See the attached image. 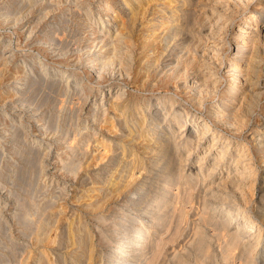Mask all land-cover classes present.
Instances as JSON below:
<instances>
[{"label":"rangeland","instance_id":"obj_1","mask_svg":"<svg viewBox=\"0 0 264 264\" xmlns=\"http://www.w3.org/2000/svg\"><path fill=\"white\" fill-rule=\"evenodd\" d=\"M79 1H81V2H79ZM112 1L113 0H109V1H106V0H0V152H1L0 154H2L0 156V160H1L0 161V264H36V263L37 264H59V263L65 264L63 256L66 255V253H68L70 251V249H72V247H75L72 244V241L70 239V235H71L70 232H72L73 230H77L78 228L80 229V227L85 231L86 234L89 235V237H91V239L89 238L90 239L89 241H90V244L93 246L94 252H95L94 253V263L96 262L95 264H98V262H99L100 264H117V261H111L110 250L113 249V247L116 245L119 247H122L125 243L124 241L126 239L127 232L124 230H123L124 232L122 230H120V229H122V224L118 223L119 221L121 222V217H122L121 215L126 214V215H129V217H130V218L128 217V219L125 220V222H124L125 225L126 224H133L132 220H134V223H135V220L137 222L142 221L141 218L145 214V212L151 208H154V207H152L153 206L152 204H154V206H155V203L157 202L156 200H158L159 195L161 193L160 187H159L160 183H162L163 177H165L167 174V171L163 170L161 167H158L157 168L158 170L156 169V170H154L153 173H150L147 176H144L142 178V183L145 184V186L147 187L145 194L143 193V194L139 195L138 197H137V195L131 196L132 197L131 199L133 201L138 202V206H136L137 208L136 207L134 208L133 203L132 204L128 203L127 200H125L132 194L130 190H128V192L126 191L127 193L123 192L121 194H115L116 192H113L112 188H108V189H106V191L102 192L100 187L104 183L105 179L108 177V173L111 174L112 170L114 171V169L116 167L115 165L111 166L112 164H110L107 161L105 163H103L104 161H100L99 158H97L98 151H96V146L97 145H98V147L101 146L100 140L102 139V136H103L102 131H101L102 128L99 126L100 124H98L99 122H97V121L101 122L105 117L102 114V116L99 117V119L97 118V120H95V121L92 120L94 118H92V116H91V110H92L91 108L94 107V104L93 103L91 104L90 102L85 103L84 102L85 98L80 96V94L79 95L76 94V96L82 97V100L80 99V97L79 98L76 97V99H75L74 98L75 93H76L74 91L75 88L74 87H70L69 89L66 88V85H64L65 82L64 83H60V82L56 83V85L53 87L54 90L52 89V87H50L51 89H49L48 86H50V85H49L48 80H51V78L45 77L43 75V73H42L43 68L48 67V66L51 67V66L60 65L63 71L67 70V69H70V70L74 69V71L76 73V77H74L72 79H74V81H77V83H80V87H83L85 90H88L89 88H91L92 85H93L92 87L97 86L98 82H100V81L102 82L104 80L105 81L108 80L109 78H111L112 75H114V76L116 75L117 78L121 77V79L119 78V80L115 83V85L113 87L114 91L112 92V95H110V99H112V100L117 93V91H115V90H118L119 84H121V85L128 84L129 87L127 86V88H126L128 97H130L131 94H135L136 96L140 97L141 99H144V100L147 99L146 101H149V99L156 100L159 97H161L162 95L165 98L171 97V96H174V93H176L180 96L179 101L185 103L188 110L190 109L189 111L191 112V115H190V118L188 119V121H189L190 126H191L193 124L194 119H199V121L210 120L211 115L216 112L217 103L225 99L224 97H225V94L227 92V88H228L229 83H230V80H228V78H230V77L226 76L227 70H225V69H229V66L227 65V63L229 64L232 60H234L237 57V54L233 55V52L236 51V47H235V45L237 43V41H236V35L237 34L236 33H238L239 28L245 22H247L246 18H248L252 15L253 10H260L261 11L262 9H264L263 8L264 0H252V1L251 0H232V1L231 0H219V2L217 0V3H216V0L208 1L209 6H211V7H214V6L215 7L221 6L222 7L221 9L219 8L218 11L222 12L224 10L222 13L225 15L220 14L218 17H216L214 19L213 23L217 22L215 20H218V18L223 15L224 18H222V22L221 23L219 22L218 24H216L217 25L216 26L213 23L208 24L207 22H204L203 20L194 17L193 21H192V25L190 23V25H189L190 27L188 26L189 30H187L186 34L181 35V36H177V38L174 37V40H175L174 41L173 37L170 38L168 36L169 34H166L164 36V34L168 30L167 24L165 23L167 21V17L164 16L166 14V12L165 13L164 12L156 13V10H158V8H159V4L162 3L164 0H155V1L154 0H144L146 7L148 4H150V5L152 4L150 6V8L152 10L150 9V12H146L144 15H142L140 17V19L136 23L137 26L134 27L136 30H133V33H132V36H134L133 41H132V42H134L133 43L134 47L132 48L134 53H132L133 55L130 56V60H131L130 63L132 65L136 63L135 64V66H137L136 70H134L133 73H131V74H129V72L127 74L126 71L128 68L126 66H124L125 67L124 68L123 66L119 65V68H120V66H121V68L117 69L118 68V63H117L114 65L116 68L114 67V68L110 69L109 73H108V71H107V73L105 71L103 73V77H105V78H103V80H100L96 77V76H98L96 73L93 75L88 74V73H90V71H88L82 65V61L87 57L88 53H86V52L93 50V49L96 50L95 45L98 42H100L99 39L102 36V33L101 32L99 33V26L98 25H100V27H102L103 24L101 23L102 20H99V17L102 16L103 19H107L109 17L108 15H104L102 13H104L106 11L107 4L109 2H112ZM118 1L119 0H114L113 2H118ZM146 1L148 4L146 3ZM193 1L194 2L200 1V2L206 3L205 0H199V1L193 0ZM246 1H248V2H246ZM257 1H259V2H257ZM19 2H20V4H19ZM32 4H34V6ZM77 5H78V8H75V7H77ZM105 7H106V9H105ZM226 7H228V8H226ZM233 7H234V9H232ZM101 10L103 12H101ZM167 10L170 11L169 8H167ZM79 11L82 13H80ZM89 11H92V13H90ZM225 11H226V13H225ZM113 12H114V10L112 9L110 15ZM148 14H150V15L148 16ZM12 15H14V16H12ZM152 16H156L157 18L152 17ZM161 17H162V19H160ZM97 18L99 21L97 20ZM93 19H95V20H93ZM231 19H233V20H231ZM84 21H88V22H84ZM229 21H230V23H229ZM91 22H92V24H90ZM195 22H198V23H195ZM231 22H233V23H231ZM226 23H228V25H226ZM146 24H148V25H146ZM151 24L154 26H156V25L157 26L154 27ZM165 24H166V26H163ZM143 25H144V27H143ZM224 25L226 26V28ZM195 26L198 29L200 27L201 30L199 31L198 29L195 28ZM223 27H224V29H223ZM142 29H143V31H142ZM146 29H148V30H146ZM202 29H204V30H202ZM207 29H210V30H207ZM193 30H194V32H193ZM196 31H197V33H195ZM201 31H204V32L201 33ZM207 31L208 32L211 31V32H209L210 35L208 34ZM64 32L66 33V35ZM205 32H207V33H205ZM62 33H64V34H62ZM68 34H69V38H68ZM71 34H73V35H71ZM202 34L204 36H207V35L208 36L204 37ZM94 35H95V38H94ZM142 35H144L145 37L144 36L142 37ZM216 35H218V36H216ZM184 36H185V39H184ZM211 36H215L216 38L211 37ZM83 37H84V39H83ZM188 38L191 42L188 40ZM58 39H63V40L58 41ZM181 39L184 41H182ZM207 39H209V40H207ZM96 40H99V41H96ZM169 40H171V41H169ZM193 40H197V42L193 41ZM68 42H70V43L68 44ZM71 42H73V43H71ZM154 42H155V44H154ZM157 42H158V44H157ZM225 43H226V45L229 44V46L223 45ZM38 44H40V45H38ZM44 45H46V46H44ZM68 45H70V46H68ZM150 45L151 46L154 45V46L152 48H150L151 47ZM196 45H198V46H196ZM218 45L219 46L221 45L220 46L221 49L219 48ZM52 46L54 48H52ZM63 46L66 47V50L63 49ZM84 47L87 48L88 50L85 49ZM146 47H148V48H146ZM49 48H51V49H49ZM158 48H160L161 50ZM164 48H167V49H164ZM214 48H216V49L214 50ZM145 49H147V50H145ZM209 49H210V51H209ZM84 50H86V51L84 52ZM142 50H144L146 52H143ZM205 50H207V51H205ZM81 51H83V52H81ZM187 51H189V52H187ZM55 52L58 55H59V53H61V54L65 53V52H68V53H67V55L65 54L66 57L63 55L65 58L63 56L61 57V55H59V56L57 55L59 57V58H57L55 56L56 55ZM203 52H205L206 54ZM216 52L217 53L220 52V54L218 53V55H217ZM140 53L141 54L143 53V54L141 55ZM150 53L152 56L150 55ZM53 54H54V56H52ZM160 54H163V55H160ZM202 54H203V56H202ZM209 54L212 57H210ZM138 55L140 56L139 58L135 57ZM177 55H179V56H177ZM215 56H219V57L216 58ZM40 57L43 59V61H45L44 62L45 64L41 65L39 63H35V61L37 59H39ZM157 57H159V59H157ZM224 57H225V59H224ZM80 58H82V59H80ZM137 58H138V61H137ZM178 58L181 61L178 60ZM78 59L81 61H79ZM193 59H195V60H193ZM207 59L209 61H207ZM217 61L219 63L216 64ZM144 62L146 64H144ZM199 62H200V64L205 63V65H207V66L213 64V65H211V69H209L210 72L208 73V75H210V78H211V76L214 75L212 77V78H214V79H212L214 81H211L213 83L206 85V87L202 86L204 84H203V82L200 83L201 81L199 80V77L197 75L198 74L197 69L199 67H203L202 65L199 64ZM150 63H153L155 65H153V64L150 65ZM79 64H81L82 66L80 67ZM124 65H126V64H124ZM149 66L150 67L153 66V67L150 68ZM175 66H179V68L175 67ZM221 66H222V68H221ZM146 67H148V68H146ZM180 67H182V68H180ZM152 68H154V69H152ZM184 68H185V70H184ZM215 68H218L219 71H218V69H215ZM139 70H140V72H139ZM176 70H177V72H176ZM186 70H187V72H186ZM206 70L209 71L208 69H206ZM181 71H183V72H181ZM203 71H205V67H204ZM214 71H216L217 74H214V73H216ZM174 72H175V74H174ZM191 72H194V73H191ZM263 72H264V67L261 68V75L262 76L264 75ZM195 73H197V74H195ZM221 73H224V74H221ZM123 74H125V75H123ZM86 75H88V76H86ZM139 75H140V77H139ZM155 75H157V77ZM185 75H187V76H185ZM196 75H197V78H195ZM108 76H110V77H108ZM136 76L138 77L137 79H135ZM199 76H200V74H199ZM126 77H128V78H126ZM184 77H185V79H183ZM144 78H145V80H143ZM225 78H227V79H225ZM260 79L264 83V77H262ZM34 83H35V86H31ZM36 83L38 84V86ZM134 83L136 84V86ZM189 83H190V85H187ZM42 84H44V85H42ZM94 84H95V86H94ZM39 85H41V87H39ZM182 85H185V86L181 87ZM29 86H31L30 88H32L34 90L36 89V90L35 91L30 90ZM131 86H133V87H131ZM196 86H202V87L196 88ZM176 87L178 89H180V87H181L182 90L179 91V90H177ZM184 87H185V89H183ZM208 87L210 88V91L208 90L209 89ZM216 87H218V89H215ZM198 88H199V90L201 88V90H203V91L196 90ZM13 89H15L14 90L15 95L11 94ZM28 90L31 91V94ZM56 90H58V91L56 92ZM184 90H185V92H184ZM204 90H205V93H201V92H204ZM67 91L70 92V94L67 93ZM71 91H73V92H71ZM240 91L241 90L238 91L237 100L230 101V103H229L230 108H232V107L235 109H237V107H238V109L240 108V106H239L240 101L242 102L241 97H240V93H239ZM34 92H35V94H34ZM85 92H87V91H85ZM27 93H29V94L27 95ZM46 93L47 94L51 93V94L46 95ZM199 93H200V95H199ZM25 95H26V97H25ZM44 97H48V101L46 100L47 98H44ZM205 97H208V98L205 99ZM26 98H28V99L26 100ZM95 98L96 99L98 98V100H99L100 98H102V95L98 94L97 96H95ZM32 99H34L35 101ZM58 99H60V100H58ZM78 99H79V104L77 102ZM110 99H108V102H106L107 99H104V100L100 99V100H103V102H106L105 104L109 106V104H111ZM201 99H203V100L201 101ZM185 100H186V102H185ZM63 101H64V103H63ZM69 101H71L72 103ZM193 101L196 104H199L200 101H201V103L196 106V104H192ZM259 101H260L259 102L260 104L258 103L259 105L257 104L258 105L257 107H254L256 105L253 102L254 108L253 107L251 108L253 110V113H252V115H249V117H247V124L244 127L242 124L240 125L243 127V128L240 127V129H239L241 132H236L235 130L232 131L231 128L225 126L221 122L218 123L215 120L212 127L210 128V135H207L202 140L199 139V140H201V142H197V141H195L196 139H194L192 144H190L191 146L190 145L189 146H182L176 155V157L181 161V163L187 157V154H190V152H191L190 149H192L191 147L195 146V150H194L195 152L190 156V163L186 167V173H188V171H189V173L191 172V174H193L195 172L200 171L199 172L200 173L199 179L205 180V178H207L206 176H208L209 172L211 171L210 168H212L213 162L215 161L212 158L215 159L216 157H219L224 152V149L226 148V144H227L228 139L232 140V144L236 140L238 142H240L241 144H244L246 140L250 139L251 134L253 133L254 129L256 127L264 124V95L261 96V99ZM163 102L160 105H156V106L152 105L148 114H151L154 111H156L155 108H164L167 101H165L164 103ZM83 103H85V104H83ZM146 103H148V102H146ZM77 105H78V107H77ZM106 105H104L103 107L108 108V106H106ZM200 105L201 106L203 105V106L201 107ZM69 106H72V107L70 108ZM214 106H216V107H214ZM81 107L83 108V111H82ZM244 107H246V105ZM77 108H78V110H77ZM243 110H244L243 108L240 109L241 112ZM84 111H87V112L85 113ZM31 113H32V115H31ZM70 114H72V115H70ZM34 117L36 120L34 119ZM249 118L251 119V121ZM239 119H241V118L239 117L238 120ZM44 120H45V122L48 121V123L46 124L44 122ZM71 120H75V122L74 121L72 122ZM151 120H152V117H148V121L146 123V126H147V124L152 123ZM93 121H94V124H93ZM18 122H20V123H18ZM168 122L173 123V122H171V120H168ZM248 122H250V123H248ZM40 123H43V124H40ZM65 123H67V124L65 125ZM50 124L52 126L51 128L54 130H50ZM74 124H76V125H74ZM83 124L87 128H85ZM44 125L46 126L45 129H44V127H45ZM72 125H73V127L74 126L75 127L73 128ZM40 126L43 128H41ZM17 127L19 128V130L17 129ZM180 127H181V125H180ZM55 128H56V130H55ZM77 128H78V131H77ZM82 128H83V130H82ZM180 130H181V128H180ZM15 131H18L17 132L18 134L15 133ZM19 131H21V133ZM170 132H169V135L177 134L178 130L174 129L173 131L170 130ZM181 132L182 131H180V133H178L176 135V137H180V136H182V134L186 133L185 131H184V133H181ZM215 133L216 134L222 133V135H223L221 137L222 140H220L221 139L220 138L218 140V143L215 146H212V149L209 150V148L211 147L212 140L215 137V135H214ZM201 134L203 135L202 131L199 130V128H196V137H201L202 136ZM208 134H209V132H208ZM236 134H238V135H236ZM21 135H22V137H21ZM72 135H74V136H72ZM88 136H89V138H88ZM99 136H100V139H99ZM226 136H228V139ZM246 137H248V138H246ZM184 138L187 139L188 137L184 136ZM209 138H210V140H209ZM239 138H241V139H239ZM37 139L40 140L41 142L36 143L35 141ZM69 140H72L69 143L72 144L71 145L72 147L74 146L73 148L75 149V152H74V150L72 151L73 148L71 149L69 145H66L69 143L65 142V141H69ZM73 140H76V141H73ZM115 142H116V139H112V144H115ZM90 145H92L95 148H93ZM111 145H109V146H111ZM66 146L67 147L69 146L70 149H68ZM78 146H79V150H81V152H79ZM218 146H219V148H218ZM14 147L16 149H14ZM31 147L34 150V152L31 149ZM137 147H141V146L138 145ZM26 148L29 151H27ZM230 148L234 149V144L231 145ZM46 149H47V151H46ZM48 149H50V150H48ZM90 149H92V150H90ZM251 149H254V148H251ZM30 150H32V151H30ZM240 150H241V148H240ZM231 151L232 150H230L229 152H231ZM30 152H32L31 154L33 156L35 153V157H32V155L30 156ZM171 152H173V151H171ZM26 153H29V154H26ZM37 153H38V155H37L38 157H36ZM71 153L74 154L75 157H73L74 155H72ZM206 153L208 154V157L205 159L204 157H205ZM19 154H21V155H19ZM91 154H93V155L91 156ZM24 155H27V156H24ZM29 156L32 160H30ZM140 156L142 157L143 161H149L148 156H146V155H143V156L140 155ZM256 156H257V160H258L257 163L259 166L257 173H259V174H256V176H254V179L255 178L256 179H255L253 187H251L253 185V183H251V186H250V182L246 185V186H248V188L245 187V190H248V191H245V195H246L245 197L251 196L250 198L248 197L245 199V198L241 197V195H239L238 193L228 192L227 189H225L226 190L225 193H224V190H222V191L215 192V194H213V195L212 194L210 195L208 192H206L205 185H203V184L196 185L197 181H195V183H193L196 185V186L194 185L193 187L194 188L198 187L197 188L198 190L193 189L192 193H190L192 195V197H191V195L189 196V195L185 194L187 196L186 197L184 194H181L182 197L180 198V200L182 201V199L184 198L186 201L188 200V204L182 203L185 200H183L182 202L179 199L177 202L175 198L173 200L171 192H169L170 195L167 193L163 199V202H161V204L157 205V208L159 209L161 206H163V204L166 203L165 200H167L168 203H166L165 206H167V208L170 209V212H169V210L167 211V214L165 215L166 217L164 216L162 218L163 220L162 219L160 220L161 221L160 225H162V226L159 227L160 230L158 229L157 231H158V233L160 232L162 234V236H164V237H162L163 239H165L166 237L173 236L172 238H170L171 241L168 238H166L165 240L161 239L162 241L158 240L159 242L156 239H155L156 242H154L155 240L152 241V243L154 242L152 245H155V246L158 243H160V241H161V243H160L161 247H159V248L161 250L162 249L164 250L162 252H158V251H160V249H158V251L156 252L155 251L156 248H153V250L152 249L150 250L151 246H149V245H147L148 247L147 246L144 247L146 249V252H144L145 251L144 248L142 250L139 249V243L134 244V246L130 250H132V249L136 250L138 257L145 258V259H143V260H145L144 261L145 263L142 262V264L150 263L149 261H151V260H154L155 264H181V263H183V264L184 263L185 264H203V263L204 264H231V262L229 263L230 260H233V261L238 260V259H234L235 258L234 255L236 254V256H237L236 258H239L241 256L240 247H239V250H238V248H236V250L232 251L233 254H234V252H236L234 255H230L232 257H230V256L226 257V254H225L227 252V250L231 249V247L229 246L230 242H231V239H230L231 234H229L230 237L227 235L229 237L228 238L224 233H226L227 231L230 233V232H232V230H235V228L233 229V227L236 225L235 224L236 222H234L233 225H230L229 229H227L222 224H219V226H218V221L220 223H223L224 221L226 222L227 221L226 218H222L221 216L216 215V214H212V213L210 215L209 211L214 212L216 210L215 207L216 208L222 207L225 204H227V203H223V201H225V199H228V198L230 200H232V199L234 200V198H235V200L234 201L232 200L231 202H240L244 205H248L246 210H248V208H249V210L246 212V214L251 215L254 218L256 217V214H257L256 211L258 210V208L259 207L264 208V204H262V203H264V199H263L264 198V192H262L261 189H259L262 185L261 182H264V174H263L264 173V165H263L264 160H260L261 161L260 162L258 159V158H260V154H258ZM58 158H60V159H58ZM73 158H75V159H73ZM166 158L169 159V157H166ZM26 159L28 160V162L26 161ZM35 159H39V160H37L38 162L36 161L37 165H39V167L36 166V162L34 161ZM72 159H73V161H72ZM168 159H166V160H168ZM181 159H183V160H181ZM23 160H25V161H23ZM68 160H71V161H69L70 163L68 162ZM179 160H176V161L173 160L172 162L173 163L176 162V163L173 164L172 162H170L172 164H170V166H169V167L173 168V169L172 168H170V169H172L173 170V171L171 170L172 173L175 172L176 175H177V172L179 173L181 171V169L184 168V167L182 168L179 165H177L180 163ZM200 160L206 162L203 167H199ZM56 161H58V163ZM78 161H79V164L77 167H79L80 169L79 168L77 169L76 167L72 166V165L76 166ZM97 161H98V163H97ZM29 162L31 164H28ZM62 164H64V166ZM67 164H69V166H70L69 169H67L68 168ZM83 164H85V165H83ZM33 166H35V167H33ZM71 166L73 168H76L77 172L74 171L75 169H73ZM261 166H263V167H261ZM62 167H63V169H62ZM107 167L109 169H107ZM105 168L109 172L106 171ZM147 168H150V167L147 166ZM177 168H179L180 170H178ZM70 169H72V170L69 172ZM88 169H90V170H88ZM63 170L64 171L66 170V171L63 172ZM219 170L220 169H217L216 173L211 175V178L216 176V175H220V174H221V176H224V177L226 176L227 171L222 172V170L221 171H219ZM73 171L75 172V174L71 175V173H74ZM94 171H96V172H94ZM100 172H102V173H100ZM155 172H156V174H154ZM36 175L38 177H35ZM87 175H88V177H87ZM25 176H26V178H23ZM86 177H87V179H86ZM155 178H158V180ZM24 179H26L27 181ZM22 181L24 182V185H23V183H21ZM28 182L30 185L25 184ZM35 182H36V184H35ZM87 183L88 184L90 183L91 186H90V184L88 185ZM156 183H158L159 185H157ZM173 183H174L173 185L175 186L178 182H176V180L174 179ZM185 183L187 184V182H185L183 179L181 181V184L185 185ZM206 183H208V181H206ZM20 184H22V185H20ZM148 184H150V185H148ZM20 186H21V188H20ZM200 186H202V187H200ZM58 187H59V190H58ZM87 187H88V189H87ZM92 187L94 188V191H93L94 193H92V191H89ZM148 189L151 191H149ZM249 189H251L250 190L251 192H249ZM252 189H254V190H252ZM79 191H81V192H79ZM84 191H85V194H83ZM55 192H56V194H55ZM96 192H97V194H96ZM91 193H92V196H91ZM219 193H220V195H219ZM249 193H251V194H249ZM127 194H130V195H127ZM207 194L210 196H207ZM167 195H169V196H167ZM197 195H199V196H197ZM167 197H168V199H167ZM190 197H191V201H190ZM207 197H209V198H207ZM149 198H150V200H149ZM169 198H171V199H169ZM220 198L221 199L223 198V200H221ZM242 198L247 200L248 202L246 203L245 200H243ZM134 199H136V200H134ZM142 199H144V200H142ZM192 199H194V200H192ZM203 199H205V201ZM147 200H149V201H147ZM169 200H171V201H169ZM88 202H90L89 203L90 205L88 204ZM92 202H94V203H92ZM120 202H121V204L119 205ZM152 202H154V203H152ZM26 203L28 204V206H26L27 205ZM100 203H102V204H100ZM122 203H123V205H122ZM125 203H127V204H125ZM144 203H145V205H144ZM189 203H191V204H189ZM171 204L172 205L175 204V205H173V208H175L174 206H176V204L178 205L177 206L178 208L177 207L176 208L179 209L177 211L180 213V216L182 214H184L185 211H187L186 215H188V216H185V214H184V216L182 215L180 217L178 215V213H175V211H176L175 209L173 212V210H172L173 208L170 207V206H172ZM181 204H186L187 206L186 205L183 206ZM130 205H132V206H130ZM147 205H152V206L149 207ZM106 206H108V207H106ZM181 206L186 207V208H183V211H180ZM197 206H198V208H197ZM207 206H209L211 209ZM234 206L237 207V205H234ZM26 207H27V209H26ZM187 207H189V209ZM191 207H192V209H191ZM194 207H196V208H194ZM199 207H202V208H199ZM203 207H205V208H203ZM157 208L155 207V210L152 211V213L157 212L156 211V210H158ZM22 209H24V210H22ZM129 209H131V210H129ZM143 209L145 210V212H143L144 211ZM108 210H110V211H108ZM135 210H137V211L140 210V211L137 212ZM171 210H172V214L173 213L177 214V217L174 214H173L174 217L172 216ZM207 210H208V212H207ZM253 210H255V212ZM132 211H134V212H132ZM88 212H91V213H88ZM22 213H23V215H22ZM139 213H141V214H139ZM152 213H150L148 216H150ZM208 214H209V217L206 218V216H208ZM178 216L180 217L181 220H182V217H183V220L185 218L186 219L183 222H181V220L179 219ZM167 217H168V219H167ZM137 218H138V220H137ZM170 218H171V220H170ZM176 218H178L179 221ZM205 218L207 219V221H205ZM209 218L210 219L217 218V220L218 219L219 220L218 221L217 220L211 221L212 222V225H211V224H208V223H211L209 221ZM18 219H21V220H18ZM77 219H78V222H77ZM173 219H176V220H173ZM255 219H257V218H255ZM23 220H25V221H23ZM168 220H170L171 222L168 223ZM172 220H173V222H172ZM221 220H224V221L221 222ZM69 221H71V222H69ZM174 221H176V222H174ZM203 221H205V223ZM109 222H110V224H109ZM177 222H179L180 225ZM43 223H45L46 226ZM162 223H164V224H162ZM171 223H173L174 226ZM23 224H25V225H23ZM83 224H85V225H83ZM169 224L172 226H170ZM175 224H177L176 227H175ZM184 224H186V225H184ZM213 224L216 225L215 228L212 227V226H214ZM72 225H73V227H70ZM167 225H169L170 227H168ZM208 225H210L211 227ZM222 226L224 228V231L221 230ZM164 227H166V228H164ZM67 228H69V229L67 230ZM161 228H163V229L161 230ZM174 228L177 229V231ZM168 229H170V233H169ZM196 229L200 230L201 233L199 231H197ZM216 229L220 230V231H217ZM164 230H167L168 232H165V233L161 232ZM174 230H175V232L178 233V234L176 233L177 236L172 235ZM23 231H25V232H23ZM194 231H196V233ZM41 232L44 235L43 236L44 239L42 236H41V239L40 238L39 239L42 240L43 242L37 240L38 237H40V236H38V234ZM124 233H126V234H124ZM158 233H156V235H158ZM202 233L205 237H201V235H199ZM217 233L220 234L219 237L216 236V235H218ZM161 234H159V235H161ZM164 234H166V235L168 234V235L165 236ZM195 234L197 237L195 236ZM66 235H67V237H66ZM245 235H247V234H245ZM178 236H179V238H178ZM200 237L202 238V240L200 239L201 243H203L204 240H206L204 242L205 243L207 242V243L201 244L200 241L198 240V238H200ZM226 237L228 238V240L229 239L230 240L227 241ZM262 237L264 238V232H263ZM144 238L146 239L147 237L144 236ZM160 238H161V236H159L157 239H160ZM204 238H206V239H204ZM263 238L261 239L262 243L260 244V246L259 245L257 246V250H264V248H263L264 247V239ZM119 239H120V241H119ZM145 239H142V242H145L146 241ZM247 239L249 240L250 238L247 237L246 240ZM57 240H58V242H57ZM194 240H196V241H194ZM210 240H212V241H210ZM251 240L253 241L255 239H251ZM38 241H39V243L40 242L41 243L38 244ZM166 241H168L169 243H172V244H169L167 242L168 246H169L168 247L166 245L167 244ZM221 241H222V243H221ZM224 241H227L228 243L224 242ZM162 243H163V245H166V247L162 246ZM223 243H224V248H225L224 251L221 250ZM118 244H121L122 246L118 245ZM63 245L66 246V249L64 248ZM136 245L138 248L136 247ZM202 245H204V247L209 246L208 247L209 249L207 250ZM172 246H173V248H172ZM200 246H202L203 249L200 248ZM219 246L221 247V249ZM225 246H227V247H225ZM226 248H228V249L226 250ZM108 249H110V250H108ZM137 249L141 250V251H138ZM205 249L208 252H205L206 251ZM198 250H200L201 252H204V253H201ZM231 250H233V249H231ZM98 251H99V253H98ZM221 251L223 252L224 256H223ZM45 252L48 253V255ZM53 252L56 255L53 254ZM153 252L155 255L150 254ZM175 252H177V254L179 256L177 254L175 255ZM162 253H163V255L165 254L164 257H162V255H161ZM206 253L209 255H207ZM53 255H55L56 257ZM67 255H68V260H67L66 264H69V263L72 264V260H70V262H69V257H70V259L72 257L69 255V253ZM149 255L150 256L153 255V256L150 257ZM157 255H160L161 257L155 259V257ZM172 255L173 256L175 255V256L173 257ZM212 255H213V257H212ZM238 255H240V256L238 257ZM131 256L128 257L127 260H129V259L131 260L132 258H134L133 255H131ZM221 256L223 258H221ZM97 257H98V259H97ZM152 257H153V259H152ZM178 257H180V258L178 259ZM202 257H203V259H202ZM160 258H163V259L161 260ZM172 258H175L177 261H173ZM229 258H231V259L229 260ZM35 259H37L39 263ZM148 259H149V261H148ZM180 259H182V260H180ZM24 260H26V261H24ZM157 260L159 263H157ZM226 260H229V261H227L225 263ZM233 261H232V264H236ZM47 262H49V263H47ZM152 262H151V264H154Z\"/></svg>","mask_w":264,"mask_h":264},{"label":"bare ground","instance_id":"obj_2","mask_svg":"<svg viewBox=\"0 0 264 264\" xmlns=\"http://www.w3.org/2000/svg\"><path fill=\"white\" fill-rule=\"evenodd\" d=\"M106 1H109V0H106ZM114 1V0H113ZM109 2L107 4V9L104 13V15H108L109 17L107 19H103L102 16L99 17V20H102L101 24L102 27L99 26V33L101 32L102 33V36L100 37V42H98L96 45H95V48L96 50H90L86 53L87 54V57L82 61V65L88 70L90 71V75H93V74H97L98 76H96L98 79L100 80H103V73L106 71H108L109 73V70L114 68L115 64L118 63V68L117 69H120L121 66H126L128 69L126 71V73L128 74H131L133 73L134 70H136L137 66H135V64H131V60H130V56H132L134 53L133 52V37L132 36V33H133V30H136L134 27L137 26L136 23L137 21L140 19V17L142 15H144L146 12H150V4L147 5V7L145 6V1L144 0H119L118 2ZM155 1V0H154ZM196 1V0H195ZM199 1V0H198ZM206 3L204 2H194L193 0H164L162 3L159 4V8L158 10H156V13H159V12H166V14L164 15L165 17H167V21L165 22L167 24V32L164 34V36L166 34H169L168 36L170 38L173 37V40H174V37L177 38V36H181V35H184L186 34L187 30L188 29V26L192 25V21H193V18L196 17L198 19H201L203 20L204 22H207L208 24L210 23H213L214 19L216 17H218L220 14H223L222 12H219L218 9L222 8L221 6L220 7H211L209 6L208 4V1H214V0H205ZM232 1V0H231ZM252 1V0H251ZM81 2V1H79ZM153 2V1H152ZM219 2V0H218ZM248 2V1H246ZM259 2V1H257ZM262 2V1H261ZM216 3H217V0H216ZM227 3V2H226ZM234 3V2H233ZM245 3V2H244ZM252 3V2H251ZM20 4V2H19ZM36 4V3H35ZM53 4V3H52ZM91 4V3H90ZM211 4V3H210ZM215 4V3H214ZM27 5V4H26ZM34 6V4H32ZM49 5V4H48ZM99 5V4H98ZM232 5V4H231ZM238 5V4H237ZM262 5V4H261ZM20 6V5H19ZM47 6V5H46ZM158 6V5H157ZM228 6V5H227ZM233 6V5H232ZM235 6V5H234ZM248 6V5H247ZM256 6V5H255ZM250 7V6H249ZM75 8H78V5L77 7ZM81 8V7H80ZM118 8V9H117ZM167 8H169L170 11L167 10ZM228 8V7H226ZM231 8V7H230ZM236 8V7H235ZM258 8V7H257ZM263 8H264V3H263ZM51 9V8H50ZM91 9V8H90ZM102 9V8H101ZM104 9V8H103ZM114 10V12L110 15L111 13V10ZM225 9V8H224ZM234 9V7L232 8ZM231 9V10H232ZM237 9V8H236ZM76 10V9H75ZM83 10V9H82ZM152 10V9H151ZM228 10V9H227ZM28 11V10H27ZM81 11V10H80ZM79 11V12H80ZM93 11V10H92ZM92 11H89L90 13H92ZM97 11V10H96ZM99 11V10H98ZM246 11V10H245ZM45 12V11H44ZM101 12H103L101 10ZM100 12V13H101ZM229 12V11H228ZM231 12V11H230ZM16 13V12H15ZM14 13V14H15ZM82 13V12H80ZM87 13V12H86ZM97 13V12H96ZM226 13V11H225ZM89 14V13H88ZM152 14V13H151ZM155 14V13H154ZM41 15V14H40ZM86 15V14H85ZM94 15V14H93ZM101 15V14H100ZM150 14H148L149 16ZM225 15V14H223ZM223 15L221 17L218 18V20H215L217 22H214L213 24L216 25L218 24L219 22L221 23L222 22V18ZM14 16V15H12ZM75 16V15H74ZM89 16V15H88ZM157 16V15H156ZM156 16H152V17H156ZM5 17V16H4ZM39 17V16H38ZM90 17V16H89ZM88 17V18H89ZM159 17V16H158ZM226 17V16H225ZM95 18V17H94ZM157 18V17H156ZM230 18V17H229ZM5 19V18H4ZM153 19V18H152ZM162 19V17L160 18ZM234 19V18H233ZM231 19V20H233ZM247 19V22H245L238 30V33H236V51L233 52V55H236L237 54V57L232 60L229 64L227 63V65L229 66V69H225L227 70L225 73L227 74L226 76H229L230 78H228V80H230V83H229V86L227 88V92L225 94V99L218 102L217 103V108H216V112L213 113L211 115V118L210 120L208 121H204V120H201L199 121V119H194L193 120V124L190 126V123L188 121V119L190 118V115H191V112L188 110L187 106L185 105V103L179 101V98L180 96L176 93H174V96H171V97H163V95L161 97H159L158 99L156 100H153V99H149V101H146L144 99H141L140 97L136 96L135 94H131L130 97L127 96V86L128 84H124V85H121L119 84V88L118 90H115L117 91L115 97L112 99H110V95H112V92L114 91V85L115 83L119 80V78L121 79V77L117 78L116 75H112L111 78H109L108 80H104V81H100L98 82L97 86H94L95 87H92L89 88L88 90H85L83 87H80V83H77V81H74V77H76V73L74 71V69H67V70H62L61 66L58 65V66H48V67H45L43 68L42 70V73L45 77H49L51 78V80H48L49 81V89H51L50 87H53L56 85V83L60 82V83H64V85H66V88H70V87H74L75 88V99L76 97H84L85 98V103H88L90 102L91 104L93 103L94 104V107L91 108V116L92 120H97V118L99 119V117L103 116L104 119L100 122V121H97L99 122L98 124H100L99 126L102 128V139L100 140L101 141V146L98 147V145L96 146V151H98V156L97 158H99L100 161H104L103 163H105L106 161L109 162L110 164H112L111 166L115 165V169L114 171L112 170V173H108V177L105 179L104 183L102 184V186L100 187L102 192L106 191V189L108 188H112V191L113 192H116L115 194H121L123 192H128V190L131 191V195L130 194H127V195H130L127 199V202L128 203H133V206L134 208L136 206H138V202H135L133 201L131 198L132 195H137V197L141 194H145L146 190H147V187L145 186V184L142 183V178L144 176H147L148 174L150 173H153L154 170H156L158 167H161L163 170L167 171V174L165 177H163V181L162 183H160V195H159V198L158 200H156L157 202L155 203V206L154 204L152 205H147L149 207H154V208H151L149 209L148 211L145 212V208L143 209L145 212V214L142 216V221H139L137 222L135 220V223H134V220H132L133 224H124L125 220L128 219L129 215H126V214H122L121 216V222L119 221L118 223L122 224V229L120 230H124L127 232L124 233L126 234V239H125V243L124 245L122 246L121 244H118V245H121L122 247H119V246H114L113 249H108L110 250V258H111V261H117V264H142V262H144L145 258H142V257H138L137 253H136V250L132 249L130 250L134 244H137L139 243V249H143L144 247H146L147 245L151 246L150 247V250L153 248H156L155 251L157 252L158 249H160L159 247H161V239H163L162 237V234L159 232L158 233V229L159 227H161L162 225L161 224V219L167 214V211L169 210L170 212V209L167 208V206H165L167 202L165 204H163V206H161L159 209L157 208V205L161 204V202H163V199L164 197L166 196V194L169 192H171V195L173 197V200L174 198L176 199V201L178 202V199L180 200V198L182 197L181 194H187V195H191L190 193H192L193 189H197L198 187L194 188L193 186L195 184V181H197V184H203L205 185L206 187V192H208L210 195L212 194H215V192H218V191H222L224 190V193H225V189L228 190V192H231V193H238L239 195H241V197L243 198H250L251 196H248V197H245V191H248V190H245V187L248 188V186H246L249 182H250V186H251V183H253V185L251 187L254 186V182H255V179H254V176H256V174H259L257 173L258 171V160H257V156L258 154H260V160H264V124L263 125H260L258 127H256L253 131V133L251 134V137L250 139L246 140L244 144H241L240 142H238L237 140L233 142L234 144V149L233 148H230L232 144V140L231 139H228V136L227 137V144H226V148L224 149V152L219 156V157H216L215 159L212 158L213 160H215L212 164V168H210V172L208 174V176H206L207 178H205V180H200L199 176H200V171L199 172H195L193 174H191V172L189 173H186V167L189 165L190 163V156L195 152V146L191 147L192 149L190 154H187V157L182 161H181L176 157L178 151L180 150V148L182 146H189L190 144H192V142L194 141V139H196L195 141L197 142H201V140L206 137L207 135H210V128L212 127L214 121L216 120L218 123H223L225 126L231 128V130H235L236 132H241L239 129L241 124L243 125V127L247 124V117H249V115H252L253 113V110L251 109L253 107V102L255 103L256 106L254 107H257L260 103V99H261V96L264 95V83L261 81L260 78L264 77V75L262 76L261 75V68L264 67V9H262L261 11L260 10H253L252 11V15ZM95 20V19H93ZM98 20V18H97ZM98 20V21H99ZM155 20V19H154ZM195 20V19H194ZM197 20V19H196ZM67 21V20H66ZM144 21V20H143ZM159 21V20H158ZM84 22H88V21H84ZM90 22V21H89ZM236 22V21H235ZM99 23V22H98ZM140 23V22H139ZM146 23V22H145ZM194 23V22H193ZM195 23H198V22H195ZM225 23V22H224ZM230 23V21H229ZM233 23V22H231ZM92 24V22L90 23ZM95 24V23H94ZM142 24V23H141ZM154 24V23H153ZM156 24V23H155ZM163 25V26H166ZM207 24V25H208ZM145 25V24H144ZM143 25V27H144ZM148 25V24H146ZM150 25V24H149ZM152 25V24H151ZM196 25V24H195ZM200 25V24H199ZM226 25H228V23H226ZM92 26V25H91ZM154 26V25H152ZM157 26V25H156ZM154 26V27H156ZM209 26V25H208ZM213 26V25H212ZM211 26V27H212ZM217 26V25H216ZM215 26V27H216ZM225 26V25H224ZM140 27V26H139ZM161 27V26H160ZM159 27V28H160ZM190 27V26H189ZM198 27V26H197ZM214 27V28H215ZM222 27V26H221ZM95 28V27H94ZM196 28V26H195ZM213 28V27H212ZM226 28V26H225ZM25 29V28H24ZM191 29V28H190ZM198 29V28H196ZM195 29V30H196ZM206 29V28H205ZM211 29V28H210ZM210 29H207V30H210ZM224 29V27H223ZM222 29V30H223ZM87 30V29H86ZM90 30V29H89ZM97 30V29H96ZM145 30V29H144ZM148 30V29H146ZM160 30V29H159ZM199 31L201 30V28L199 27L198 29ZM204 30V29H202ZM220 30V29H219ZM221 30V31H222ZM143 31V29H142ZM155 31V30H154ZM198 31V32H199ZM213 31V30H212ZM71 32V31H70ZM189 32V31H188ZM194 32V30H193ZM204 32V31H201V33ZM208 32V31H207ZM205 32V33H207ZM211 32V31H209ZM208 32V34H209ZM30 33V32H29ZM65 33V32H64ZM62 33V34H64ZM137 33V32H136ZM142 33V32H141ZM162 33V32H161ZM191 33V32H190ZM197 33V31L195 32ZM216 33V32H215ZM58 34V33H57ZM189 34V33H188ZM200 34V33H199ZM218 34V33H217ZM66 35V33H65ZM73 35V34H71ZM101 35V34H100ZM145 35V34H144ZM142 35V37L144 36ZM160 35V34H159ZM162 35V34H161ZM203 35V34H202ZM210 35V34H209ZM220 35V34H219ZM29 36V35H28ZM27 36V37H28ZM64 36V35H63ZM93 36V35H92ZM98 36V35H97ZM151 36V35H150ZM194 36V35H193ZM204 36V35H203ZM208 36V35H207ZM207 36H204V37H207ZM218 36V35H216ZM72 37V36H71ZM89 37V36H88ZM91 37V36H90ZM145 37V36H144ZM160 37V36H159ZM167 37V36H166ZM168 37V38H169ZM187 37V36H186ZM211 37H215V36H211ZM59 38V37H58ZM62 38V37H61ZM68 38H69V34H68ZM75 38V37H74ZM92 38V37H91ZM94 38H95V35H94ZM161 38V37H160ZM169 38V39H170ZM209 38V37H208ZM216 38V37H215ZM84 39V37H83ZM88 39V38H87ZM156 39V38H155ZM165 39V38H164ZM183 39V38H182ZM181 39V40H182ZM184 39H185V36H184ZM193 39V38H192ZM211 39V38H210ZM214 39V38H213ZM53 40V39H52ZM59 40H63V39H58ZM66 40V39H65ZM68 40V39H67ZM99 40H96V41H99ZM168 40V39H167ZM189 40V38H188ZM205 40V39H204ZM209 40V39H207ZM37 41V40H36ZM40 41V40H39ZM90 41V40H89ZM143 41V40H142ZM161 41V40H160ZM171 41V40H169ZM175 41V40H174ZM184 41V40H182ZM181 41V42H182ZM190 41V40H189ZM188 41V42H189ZM193 41H196L197 40H193ZM192 41V42H193ZM217 41V40H216ZM234 41V40H233ZM55 42V41H54ZM61 42V41H60ZM65 42V41H64ZM148 42V41H147ZM165 42V41H164ZM191 42V41H190ZM203 42V41H202ZM214 42V41H213ZM56 43V42H55ZM70 42H68L69 44ZM73 43V42H71ZM89 43V42H88ZM173 43V42H172ZM206 43V42H205ZM54 44V43H53ZM78 44V43H77ZM93 44V43H92ZM145 44V43H144ZM155 44V42H154ZM158 44V42H157ZM171 44V43H170ZM197 44V43H196ZM200 44V43H199ZM198 44V45H199ZM33 45V44H32ZM40 45V44H38ZM91 45V44H90ZM166 45V44H165ZM168 45V44H167ZM196 45V46H198ZM210 45V44H209ZM208 45V46H209ZM213 45V44H212ZM223 45H226L223 44ZM234 45V44H233ZM46 46V45H44ZM50 46V45H49ZM70 46V45H68ZM85 46V45H84ZM141 46V45H140ZM151 46V45H150ZM154 46V45H153ZM153 46H151L150 48H152ZM169 46V45H168ZM219 46V45H218ZM221 46V45H220ZM219 46V48H220ZM226 46H229L226 45ZM185 47V46H184ZM211 47V46H210ZM209 47V48H210ZM214 47V46H213ZM216 47V46H215ZM224 47V46H223ZM52 48H54L52 46ZM85 48V47H84ZM94 48V47H93ZM148 48V47H146ZM155 48V47H154ZM153 48V49H154ZM225 48V47H224ZM51 49V48H49ZM63 49L66 50V47L63 46ZM77 49V48H76ZM80 49V48H79ZM87 49V48H85ZM160 49V48H158ZM164 49H167V48H164ZM207 49V48H206ZM216 48H214L215 50ZM221 49V48H220ZM64 50V51H65ZM88 50V49H87ZM136 50V49H135ZM147 50V49H145ZM161 50V49H160ZM186 50V49H185ZM55 51V50H54ZM60 51V50H59ZM80 51V50H79ZM78 51V52H79ZM86 50H84L85 52ZM138 51V50H137ZM143 52H146L144 50H142ZM207 51V50H205ZM210 51V49H209ZM208 51V52H209ZM77 52V53H78ZM83 52V51H81ZM80 52V53H81ZM160 52V51H159ZM189 52V51H187ZM224 52V51H223ZM56 53V52H55ZM54 53V54H55ZM68 52H65V53H59V55H61V57L65 54L67 55ZM149 53V52H148ZM182 53V52H181ZM202 53V52H201ZM205 53V52H203ZM215 53V52H214ZM217 53V52H216ZM220 54V52H218ZM217 53V55H218ZM222 53V52H221ZM54 54L52 56H54ZM141 54V53H140ZM143 54V53H142ZM141 54V55H142ZM206 54V53H205ZM12 55V54H11ZM58 54L56 53V57L59 58L57 56ZM86 55V54H85ZM151 55V53H150ZM149 55V56H150ZM156 55V54H155ZM160 55H163V54H160ZM193 55V54H192ZM210 55V54H209ZM51 56V55H50ZM63 56V57H64ZM144 56V55H143ZM147 56V55H146ZM152 56V55H151ZM179 56V55H177ZM199 56V55H198ZM203 56V54H202ZM66 57V56H65ZM64 57V58H65ZM85 57V56H84ZM135 57H140L139 55L138 56H135ZM134 57V58H135ZM161 57V56H160ZM164 57V56H163ZM162 57V58H163ZM210 57H212L210 55ZM216 58L219 57V56H215ZM214 57V58H215ZM233 57V56H232ZM231 57V58H232ZM243 57V58H242ZM75 58V57H74ZM138 58H137V61H138ZM156 58V57H155ZM161 58V59H162ZM180 58V57H179ZM178 58V60H180ZM207 58V57H206ZM69 59V58H68ZM82 59V58H80ZM132 59V58H131ZM146 59V58H145ZM157 59H159V57H157ZM205 59V58H204ZM225 59V57H224ZM229 59V58H228ZM79 60V59H78ZM195 60V59H193ZM81 61V60H79ZM135 61V60H134ZM140 61V60H139ZM142 61V60H141ZM146 61V60H145ZM149 61V60H148ZM151 61V60H150ZM181 61V60H180ZM207 61H209L207 59ZM215 61V60H214ZM45 61H43V59L40 57L39 59H37L35 61V63H39L41 65L45 64L44 63ZM69 62V61H68ZM228 62V61H227ZM70 63V62H69ZM80 63V62H79ZM202 63V62H201ZM219 63L218 61L216 62V64ZM38 64V65H39ZM57 64V63H56ZM126 64V65H124ZM144 64H146L144 62ZM153 64V63H150V65ZM200 64V62H199ZM207 64V63H206ZM80 67L82 66L81 64H79ZM119 65L120 68H119ZM149 65V64H148ZM155 65V64H153ZM175 65V64H174ZM202 65L203 67H199L197 69L198 71V77H199V80L201 81L200 83L203 82L204 87H206V85L208 84H212L213 82L211 81H214L212 79L213 76H211L210 78V75H208V73L210 72L209 69H211V65H205V63L203 64H200ZM25 66V65H24ZM63 66V65H62ZM147 66V65H146ZM173 66V65H172ZM199 66V65H198ZM216 66V65H215ZM52 69H50V68ZM74 67V66H73ZM79 67V66H78ZM150 67V66H149ZM153 67V66H151ZM150 67V68H151ZM155 67V66H154ZM175 67H178L179 66H175ZM197 67V66H196ZM205 67V71H203ZM207 67V68H206ZM116 68V67H115ZM125 68V67H124ZM145 68V67H144ZM148 68V67H146ZM177 68V69H178ZM182 68V67H180ZM222 68V66H221ZM140 69V68H139ZM154 69V68H152ZM158 69V68H157ZM206 69H208L209 71H207ZM215 69H218V68H215ZM116 70V69H115ZM148 70V69H147ZM146 70V71H147ZM183 70V69H182ZM185 70V68H184ZM113 71V70H112ZM169 71V70H168ZM167 71V72H168ZM180 71V70H179ZM178 71V72H179ZM219 71V69H218ZM81 72V71H80ZM120 72V71H119ZM140 72V70H139ZM142 72V71H141ZM177 72V70H176ZM183 72V71H181ZM180 72V73H181ZM187 72V70H186ZM216 72V71H214ZM112 73V72H111ZM124 73V72H123ZM179 73V74H180ZM185 73V72H184ZM191 73H194V72H191ZM212 73V72H211ZM264 73V72H263ZM121 74V73H120ZM175 74V72H174ZM200 74V76H199ZM214 74H217L214 73ZM221 74H224V73H221ZM220 74V75H221ZM125 75V74H123ZM133 75V74H132ZM197 75L195 78H197ZM43 76V77H44ZM82 76V75H81ZM88 76V75H86ZM119 76V75H118ZM121 76V75H120ZM127 76V75H126ZM146 76V75H145ZM157 77V75H155ZM187 76V75H185ZM195 76V75H194ZM217 76V75H216ZM215 76V77H216ZM80 77V76H79ZM90 77V76H89ZM110 77V76H108ZM140 77V75H139ZM33 78V77H32ZM128 78V77H126ZM138 77L136 76L135 79H137ZM223 78V77H222ZM34 79V78H33ZM96 79V78H95ZM97 79V80H98ZM141 79V78H140ZM185 79V77L183 78ZM188 79V78H187ZM221 79V78H220ZM227 79V78H225ZM123 80V79H122ZM130 80V79H129ZM145 80V78L143 79ZM219 80V79H218ZM36 81V80H35ZM34 81V82H35ZM83 81V80H82ZM154 81V80H153ZM194 81V80H193ZM216 81V80H215ZM220 81V80H219ZM218 81V82H219ZM39 82V81H38ZM45 82V81H44ZM143 82V81H142ZM151 82V81H150ZM185 82V81H184ZM188 82V81H187ZM195 82V81H194ZM222 82V81H221ZM228 82V81H227ZM95 83V82H94ZM130 83V82H129ZM37 84V83H36ZM40 84V83H39ZM91 84V83H90ZM135 84V83H134ZM181 84V83H180ZM186 84V83H185ZM197 84V83H196ZM215 84V83H214ZM213 84V85H214ZM44 85V84H42ZM84 85V84H83ZM82 85V86H83ZM118 85V84H117ZM187 85H190L187 84ZM194 85V84H193ZM31 86H35V83ZM29 86V88L31 87ZM38 86V84H37ZM136 86V84H135ZM154 86V85H153ZM185 85H182L181 87H183ZM202 86H196L197 87H202ZM222 86V85H221ZM39 87H41V85H39ZM47 87V88H48ZM129 87V86H128ZM133 87V86H131ZM147 87V86H146ZM173 87V86H172ZM178 89L177 87V90L181 91L182 89ZM195 87V86H194ZM203 87V88H204ZM211 87V86H210ZM34 88V87H33ZM141 88V87H140ZM175 88V87H174ZM209 88V87H208ZM214 88V87H213ZM40 89V88H39ZM185 89V87L183 88ZM205 89V88H204ZM212 89V88H211ZM215 89H218V87H216ZM14 90H12V95H15L14 94ZM17 90V89H16ZM30 90L32 91H35L34 89L30 88ZM28 90L31 94V91ZM54 90V89H53ZM73 90V89H72ZM176 90V89H175ZM189 90V89H188ZM187 90V91H188ZM198 91V89H196ZM210 91V88L208 89ZM207 90V91H208ZM241 90L239 93H240V97H241V100L242 102L240 101V108L238 109H235V108H230V101H234V100H237L238 98V91ZM49 91V90H48ZM51 91V90H50ZM58 90H56L57 92ZM87 91V92H85ZM190 91V90H189ZM195 91V90H194ZM203 91V90H201ZM206 91V92H207ZM55 92V93H56ZM73 92V91H71ZM185 92V90H184ZM183 92V93H184ZM196 92V91H195ZM41 93V92H40ZM67 93L70 94V92L67 91ZM66 93V94H67ZM167 93V92H166ZM170 93V92H169ZM168 93V94H169ZM192 93V92H191ZM194 93V92H193ZM197 93V92H196ZM201 93H205V90L204 92H201ZM216 93V92H215ZM10 94V93H9ZM29 93H27L28 95ZM35 94V92H34ZM51 94V93H50ZM49 93L46 95H50ZM80 94V96H76ZM98 94L102 95V98L100 99H107L106 102H108V99L111 100V104L106 105L105 103L106 102H103V100H98V98L96 99L95 96H97ZM162 94V93H161ZM165 94V93H164ZM198 94V93H197ZM74 95V94H73ZM190 95V94H189ZM200 95V93H199ZM203 95V94H202ZM208 95V94H207ZM217 95V94H216ZM19 96V95H18ZM160 96V95H159ZM166 96V95H165ZM168 96V95H167ZM188 96V95H187ZM209 96V95H208ZM223 96V95H222ZM14 97V96H13ZM17 97V96H16ZM24 97V96H23ZM26 97V95H25ZM28 97V96H27ZM52 97V96H51ZM66 97V96H65ZM82 97H80V99L82 100ZM99 97V96H98ZM142 97V96H141ZM196 97V96H195ZM215 97V96H214ZM31 98V97H30ZM44 98H47L46 100L48 101V97H44ZM60 98V97H59ZM72 98V97H71ZM198 98V97H197ZM196 98V99H197ZM200 98V97H199ZM208 98V97H205V99ZM220 98V97H219ZM12 99V98H11ZM28 98H26L27 100ZM64 99V98H63ZM34 100V99H32ZM60 100V99H58ZM73 100V99H72ZM191 100V99H190ZM195 100V99H194ZM199 100V99H198ZM203 99H201L202 101ZM35 101V100H34ZM53 101V100H52ZM57 101V100H56ZM148 103H146V102ZM165 102L167 101V103L165 104L164 108H155L156 111H154L153 113L151 114H148V112L150 111V108L152 105H160L162 102ZM183 101V100H182ZM200 101V103H201ZM71 102V101H69ZM78 104H79V99H78ZM76 102V103H77ZM83 102V101H82ZM163 102V103H164ZM186 102V100H185ZM192 102V101H191ZM238 102V101H237ZM33 103V102H32ZM57 103V102H56ZM62 103V102H61ZM60 103V104H61ZM64 103V101H63ZM72 103V102H71ZM81 103V102H80ZM83 103V104H85ZM199 103V104H200ZM234 103V102H233ZM259 103V104H258ZM192 104H196L194 101ZM199 104H196L199 105ZM236 104V103H235ZM258 104V105H257ZM90 105V104H89ZM104 105L108 106V108L106 107H103ZM234 105V104H233ZM237 105V104H236ZM246 105V107H244ZM51 106V105H50ZM192 106V105H191ZM201 106V105H200ZM199 106V107H200ZM203 106V105H202ZM201 106V107H202ZM70 108L72 106H69ZM78 107V105H77ZM84 107V106H83ZM169 107V108H168ZM210 107V106H209ZM212 107V106H211ZM216 107V106H214ZM253 107V108H254ZM31 108V107H30ZM29 108V109H30ZM39 108V107H38ZM75 108V107H74ZM82 108V107H81ZM105 108V109H104ZM190 108V107H189ZM193 108V107H192ZM196 108V107H195ZM244 109L242 112L240 111V109ZM28 109V108H27ZM86 109V108H85ZM73 110V109H72ZM78 110V108H77ZM87 110V109H86ZM205 110V109H204ZM75 111V110H74ZM82 111H83V108H82ZM72 112V111H71ZM80 112V111H79ZM85 113L87 111H84ZM208 112V111H207ZM68 113V112H67ZM73 113V112H72ZM77 113V112H76ZM75 114V113H74ZM207 114V113H206ZM209 114V113H208ZM32 115V113H31ZM37 115V114H36ZM72 115V114H70ZM35 116V115H34ZM194 116V115H193ZM41 117V116H40ZM56 117V116H55ZM148 117H152V120H151V124H147L146 126V123L148 121ZM173 117V118H172ZM241 118L238 120V118ZM52 118V117H51ZM73 118V117H72ZM194 118V117H193ZM21 119V118H20ZM35 119V117H34ZM33 119V120H34ZM45 119V118H44ZM67 119V118H66ZM74 119V118H73ZM250 119V118H249ZM13 120V119H12ZM36 120V119H35ZM168 120H171V122L173 123H169ZM19 121V120H18ZM23 121V120H22ZM42 121V120H41ZM72 122L75 120H71ZM94 121H93V124H94ZM251 121V119H250ZM45 122V120H44ZM55 122V121H54ZM70 122V121H69ZM68 122V123H69ZM20 123V122H18ZM22 123V122H21ZM46 124L48 123L45 122ZM150 123V122H149ZM250 123V122H248ZM11 124V123H10ZM40 124H43V123H40ZM54 124V123H53ZM67 123H65L66 125ZM72 124V123H71ZM88 124V123H87ZM96 124V123H95ZM19 125V124H18ZM76 125V124H74ZM84 125V124H83ZM91 125V124H90ZM181 125V127H180ZM221 125V124H220ZM239 125V126H238ZM45 126V125H44ZM49 126V125H48ZM47 126V127H48ZM177 126V127H176ZM216 126V125H215ZM21 127V126H20ZM41 127V126H40ZM51 124H50V130H54L51 128ZM56 127V126H55ZM73 127V125H72ZM75 127V126H74ZM73 127V128H74ZM83 127V126H82ZM85 128H87L85 125H84ZM83 127V128H84ZM224 127V126H223ZM226 127V128H227ZM242 127V128H243ZM43 128V127H41ZM46 128V126L44 127V129ZM82 128V130H83ZM181 128V130H180ZM196 128H199V130L202 131L203 135L201 137H196ZM17 129L19 130V128L17 127ZM48 129V128H47ZM69 129V128H68ZM174 129H177L178 133H180V131H182L181 133H184V131L186 132L185 134H182V136L180 137H176L177 134H171L169 135V132L170 130H174ZM219 129V128H218ZM49 130V129H48ZM56 130V128H55ZM64 130V129H63ZM198 130V129H197ZM77 131H78V128H77ZM244 131V130H243ZM18 131H15V133H17ZM21 133V131H19ZM63 132V131H62ZM209 132V134H208ZM235 132V133H236ZM56 133V132H55ZM66 133V132H65ZM171 133V132H170ZM227 133V132H226ZM234 133V132H233ZM18 134V133H17ZM69 134V133H68ZM73 134V133H72ZM78 134V133H77ZM224 134V133H223ZM239 134V133H238ZM236 134V135H238ZM9 135V134H8ZM34 135V134H33ZM66 135V134H65ZM215 137L214 139L212 140V143H211V147L209 148L212 149V146H215L217 143H218V140L223 136L222 133H215L214 134ZM243 135V134H242ZM44 136V135H43ZM74 136V135H72ZM77 136V135H76ZM93 136V135H92ZM185 137H188L187 139L184 138ZM213 136V135H212ZM12 137V136H11ZM22 137V135H21ZM60 137V136H59ZM78 137V136H77ZM225 137V136H224ZM234 137V136H233ZM13 138V137H12ZM36 138V137H35ZM57 138V137H56ZM55 138V139H56ZM64 138V137H63ZM89 138V136H88ZM87 138V139H88ZM242 138V137H241ZM239 138V139H241ZM248 138V137H246ZM75 139V138H74ZM99 139H100V136H99ZM112 139H116V142L115 144H112ZM201 139V140H199ZM238 139V138H237ZM90 140V139H89ZM92 140V139H91ZM210 140V138H209ZM222 140V138L220 139ZM226 140V139H225ZM58 141V140H57ZM72 140H69V141H65V142H70ZM73 141H76V140H73ZM78 141V140H77ZM32 142V141H31ZM30 142V143H31ZM36 143H39L41 142L40 140H36L35 141ZM34 142V143H35ZM62 142V141H61ZM80 142V141H79ZM75 143V142H74ZM73 143V144H74ZM91 143V142H90ZM96 143V142H95ZM175 143V144H174ZM79 144V143H78ZM112 144V145H111ZM225 144V143H224ZM27 145V144H26ZM31 145V144H30ZM29 145V146H30ZM66 145H69L70 148L72 149L73 147L71 146L72 144L69 143V144H66ZM77 145V144H76ZM75 145V146H76ZM111 145V146H109ZM138 145H140L141 147H137ZM195 145V144H194ZM199 145V144H198ZM210 145V144H209ZM28 146V147H29ZM34 146V145H33ZM69 146L67 147L68 149ZM92 146V145H90ZM177 146V147H176ZM191 146V145H190ZM93 147V146H92ZM91 147V148H92ZM173 147V148H172ZM175 147V148H174ZM254 148V149H251V148ZM62 148V147H61ZM66 148V149H67ZM85 148V147H84ZM95 148V147H93ZM92 148V149H93ZM186 148V147H185ZM188 148V147H187ZM190 148V147H189ZM219 148V146H218ZM241 148V150H240ZM14 149H16L14 147ZM27 149V148H26ZM32 149V147H31ZM90 149V150H92ZM251 149V150H250ZM33 150V149H32ZM30 150V151H32ZM50 150V149H48ZM74 150L75 152V149L73 148L72 151ZM78 150H79V146H78ZM85 150V149H84ZM140 150V151H139ZM230 150H232L231 152H229ZM27 151H29L27 149ZM47 151V149H46ZM65 151V150H64ZM71 151V150H70ZM71 151V152H72ZM139 151V152H138ZM173 151V152H171ZM34 152V150H33ZM73 152V153H74ZM79 152H81V150H79ZM89 152V151H88ZM218 152V151H217ZM1 153V152H0ZM19 153V152H18ZM32 152H30V156L32 155L31 154ZM40 153V152H39ZM50 153V152H49ZM77 153V152H76ZM83 153V152H82ZM26 154H29V153H26ZM48 154V153H47ZM64 154V153H63ZM72 154V153H71ZM75 154V153H74ZM72 154V155H74ZM80 154V153H79ZM217 154V153H216ZM2 154H0L1 156ZM21 155V154H19ZM38 153L36 154V157ZM58 155V154H57ZM93 154H91L92 156ZM140 155H146L148 156V159L149 161H143L142 160V157ZM23 156V155H22ZM21 156V157H22ZM24 156H27V155H24ZM29 156V158H30ZM41 156V155H40ZM54 156V155H53ZM59 156V155H58ZM90 156V157H91ZM215 156V155H214ZM32 157H35V153H34V156L32 155ZM75 157V155L73 156ZM145 157V156H144ZM166 157H169L166 158ZM208 157V154L206 153L205 154V159ZM23 158V157H22ZM77 158V157H76ZM24 159V158H23ZM45 159V158H44ZM47 159V158H46ZM60 159V158H58ZM57 159V160H58ZM69 159V158H68ZM75 159V158H73ZM72 159V161H73ZM106 159V160H105ZM147 159V158H146ZM168 159V160H166ZM211 159V160H212ZM30 160H32L30 158ZM37 160L39 159H35L34 161L36 162ZM41 160V159H40ZM78 160V159H77ZM90 160V159H89ZM95 160V159H94ZM176 161V160H179L180 163L177 164L179 165L180 167H184L183 169H181V171L178 173L177 172V175L174 173H172V167H169L170 164H172L173 162L172 161ZM204 160V159H203ZM1 161V160H0ZM25 161V160H23ZM26 161L28 162V160L26 159ZM33 161V162H34ZM71 161V160H68V162ZM92 161V160H91ZM31 162V161H30ZM28 163V164H31V163ZM38 162V161H37ZM37 162H36V166L39 167V165H37ZM58 163V161H56ZM61 162V161H60ZM59 162V163H60ZM172 162V163H170ZM261 162V161H260ZM48 163V162H47ZM65 163V162H64ZM70 163V162H69ZM72 163V162H71ZM81 163V162H80ZM98 163V161H97ZM176 163V162H174ZM173 163V164H174ZM206 162L205 161H202L200 160V164H199V167H203L204 164ZM61 164V163H60ZM66 164V163H65ZM79 164V161L77 162V165H72L73 167H76L77 169L79 167H77ZM87 164V163H86ZM100 164V163H99ZM34 165V164H33ZM59 165V164H58ZM64 166V164H62ZM68 168H70L69 164H67ZM85 165V164H83ZM103 165V164H102ZM109 165V164H108ZM262 165V164H261ZM264 165V164H263ZM61 166V165H60ZM71 166V167H72ZM110 166V165H109ZM147 166H149L150 168H147ZM221 166V167H220ZM35 167V166H33ZM45 167V166H44ZM43 167V168H44ZM66 167V166H65ZM72 167V168H73ZM82 167V166H81ZM96 167V166H95ZM177 167V166H176ZM263 167V166H261ZM76 168H73L75 169L74 171H76ZM88 168V167H87ZM172 168V169H170ZM35 169V168H34ZM60 169V168H59ZM63 169V167H62ZM66 169V170H67ZM80 169V168H79ZM107 169H109L107 167ZM170 169V170H169ZM176 169V168H175ZM178 170H180L179 168H177ZM217 169H220L219 171L222 170L223 171H227L226 172V176H221L220 175H216L214 177L211 178V175L215 174ZM10 170V169H9ZM43 170V169H42ZM65 170V171H66ZM72 169L69 170V172L71 171ZM90 170V169H88ZM98 170V169H97ZM106 170V168H105ZM158 170V169H157ZM172 170V171H171ZM201 170V169H200ZM261 170V169H260ZM58 171V170H57ZM56 171V172H57ZM63 170V172H65ZM73 171V172H74ZM100 171V170H99ZM108 171V170H106ZM164 171V172H165ZM77 172V171H76ZM96 172V171H94ZM103 172V171H102ZM100 172V173H102ZM109 172V171H108ZM221 172V173H222ZM260 172V171H259ZM16 173V172H15ZM104 173V172H103ZM207 173V172H206ZM2 174V173H1ZM7 174V173H6ZM23 174V173H22ZM21 174V175H22ZM72 174H75L74 173H71ZM77 174V173H76ZM93 174V173H92ZM156 174V172L154 173ZM163 174V173H162ZM188 174V175H187ZM264 174V173H263ZM4 175V174H3ZM2 175V176H3ZM15 175V174H14ZM17 175V174H16ZM20 175V176H21ZM95 175V174H94ZM107 175V174H106ZM152 175V174H151ZM158 175V174H157ZM204 175V174H203ZM1 176V177H2ZM33 176V175H32ZM96 176V175H95ZM99 176V175H98ZM102 176V175H101ZM156 176V175H155ZM159 176V175H158ZM164 176V175H163ZM193 176V177H192ZM260 176V175H259ZM28 177V176H27ZM35 177H38L37 175ZM75 177V176H74ZM88 177V175H87ZM86 177V179H87ZM90 177V176H89ZM153 177V176H152ZM151 177V178H152ZM162 177V176H161ZM224 177V178H223ZM15 178V177H14ZM23 178H26L23 177ZM101 178V177H100ZM105 178V177H104ZM203 178V177H202ZM258 178V177H257ZM21 179V178H20ZM35 179V178H34ZM148 179V178H147ZM158 180V178H155ZM160 179V178H159ZM162 179V178H161ZM174 179L176 180V182H178L175 186L173 185V181ZM184 179L185 182H187V184L185 183V185H182L181 184V181ZM26 180V179H24ZM23 180V181H24ZM21 182L23 183L24 185V182ZM27 181V180H26ZM29 181V180H28ZM37 181V180H36ZM81 181V180H80ZM148 181V180H147ZM151 181V180H150ZM206 181H208V183H206ZM16 182V181H15ZM91 182V181H90ZM144 182V181H143ZM146 182V181H145ZM161 182V181H160ZM189 183V184H188ZM259 183V182H258ZM25 184H29L28 183H25ZM36 184V182H35ZM86 184V183H85ZM84 184V185H85ZM88 184V183H87ZM90 184V183H89ZM88 184V185H89ZM157 185H159L158 183H156ZM262 184V185H261ZM261 187L259 189H261L262 192H264V182H261ZM22 185V184H20ZM30 185V184H29ZM82 185V184H81ZM150 185V184H148ZM152 185V184H151ZM154 185V184H153ZM195 185V186H196ZM256 185V184H255ZM91 186V184H90ZM86 187V186H85ZM149 187V186H148ZM193 187V188H192ZM202 187V186H200ZM21 188V186H20ZM204 188V187H203ZM61 189V188H60ZM84 189V188H83ZM86 189V188H85ZM88 189V187H87ZM96 189V188H95ZM98 189V188H97ZM151 189V188H150ZM155 189V188H154ZM58 190H59V187H58ZM79 190V189H78ZM110 190V189H109ZM108 190V191H109ZM149 190V189H148ZM159 190V189H158ZM157 190V191H158ZM198 190V189H197ZM251 189H249V192ZM254 190V189H252ZM87 191V190H86ZM89 191H92V193H94V188L92 187ZM88 191V192H89ZM97 191V190H96ZM151 191V190H149ZM196 191V190H195ZM81 192V191H79ZM126 192V193H127ZM205 192V193H206ZM92 193H91V196H92ZM108 193V192H107ZM248 193V192H247ZM56 194V192H55ZM85 194V191L84 193ZM97 194V192H96ZM104 194V193H103ZM110 194V193H109ZM114 194V193H113ZM125 194V193H124ZM150 194V193H149ZM251 194V193H249ZM263 194V193H262ZM80 195V194H79ZM89 195V194H88ZM105 195V194H104ZM170 195V194H169ZM167 195V196H169ZM195 195V194H194ZM207 194V196H210ZM220 195V193H219ZM222 195V194H221ZM225 195V194H224ZM228 195V194H227ZM231 195V194H230ZM248 195V194H247ZM260 195V194H259ZM57 196V195H56ZM111 196V195H110ZM121 196V195H120ZM133 196V197H134ZM144 196V195H143ZM149 196V195H148ZM154 196V195H153ZM186 196V195H185ZM199 196V195H197ZM196 196V197H197ZM216 196V195H215ZM218 196V195H217ZM233 196V195H232ZM235 196V195H234ZM238 196V195H237ZM94 197V196H93ZM123 197V196H122ZM127 197V196H126ZM171 197V198H172ZM187 197V196H186ZM185 197V198H186ZM192 197V195H191ZM191 197H190V201H191ZM214 197V196H213ZM229 197V196H228ZM240 197V198H241ZM78 198V197H77ZM88 198V197H87ZM108 198V197H107ZM121 198V197H120ZM140 198V197H139ZM169 198V199H171ZM203 198V197H202ZM206 198V197H205ZM209 198V197H207ZM215 198V197H214ZM227 198V197H226ZM232 198V197H231ZM242 198V199H243ZM253 198V197H252ZM25 199V198H24ZM111 199V198H110ZM123 199V198H122ZM145 199V198H144ZM142 199V200H144ZM148 199V198H147ZM168 199V197H167ZM187 199V198H186ZM221 199V198H220ZM225 199V198H224ZM243 199V200H245ZM264 199V198H263ZM81 200V199H80ZM92 200V199H91ZM96 200V199H95ZM106 200V199H105ZM124 200V201H125ZM136 200V199H134ZM150 200V198H149ZM147 200V201H149ZM154 200V199H153ZM185 200L184 198L182 199V201ZM194 200V199H192ZM205 201V199H203ZM223 200V198L221 199ZM220 200V201H221ZM233 200V199H232ZM232 200H230L229 198L228 199H225V201H223V203H227L225 204L224 206L222 207H215V211L214 212H211L209 211L210 215L211 213L212 214H216V215H219L221 216L222 218H226V222L224 220H221L224 221L223 223H220L217 218H212L210 219L209 218V221H213V220H217L218 221V226L219 224H222L224 225L227 229H229V226L230 225H233L234 222H236L235 226L233 227V229L235 228V230H232V232H226L224 233L226 236L229 234H231V242H230V247L231 249L233 250H227L228 248H226L227 252L225 253L226 254V257L230 256V255H234L236 252H234V254L232 253V251L236 250V248H238L239 250V247L241 249V256L238 255L239 258H236V254L234 255V259H238V260H230L231 258H229V260H226L225 263L227 261H229V263L231 262L232 264V261L235 262L236 264H264V250H257V246L262 243L261 242V239L263 238V230H264V208H261L259 207L258 210L256 211V217L257 219H255L253 216L251 215H247L246 212L249 210H246L247 206L248 205H244L240 202H231ZM235 200V198H234ZM233 200V201H234ZM254 200V199H253ZM259 200V199H258ZM21 201V200H20ZM23 201V200H22ZM79 201V200H78ZM115 201V200H114ZM121 201V200H120ZM123 201V200H122ZM171 201V200H169ZM181 201V200H180ZM181 201V202H182ZM202 201V200H201ZM203 201V202H204ZM219 201V202H220ZM237 201V200H236ZM104 202V201H103ZM117 202V201H116ZM244 202V201H243ZM245 202L247 203L248 201L245 200ZM252 202V201H251ZM19 203V202H18ZM25 203V202H24ZM90 202H88L89 204ZM94 203V202H92ZM124 203V202H123ZM122 203V205H123ZM154 203V202H152ZM176 203V202H175ZM180 203V202H179ZM182 203H186L188 204V200L182 202ZM27 204V203H26ZM96 204V203H95ZM102 204V203H100ZM114 204V203H113ZM121 204V202L119 203V205ZM127 204V203H125ZM148 204V203H147ZM186 204H181L183 206H185ZM191 204V203H189ZM193 204V203H192ZM196 204V203H195ZM194 204V205H195ZM252 204V203H251ZM259 204V203H258ZM264 204V203H262ZM261 204V205H262ZM90 205V204H89ZM109 205V204H108ZM112 205V204H111ZM145 205V203H144ZM172 205V204H171ZM175 205V204H173ZM173 205L170 206L173 208ZM220 205V204H219ZM234 205H237V207H235ZM239 205V206H238ZM19 206V205H18ZM23 206V205H22ZM28 206V204L26 205ZM80 206V205H79ZM86 206V205H85ZM118 206V205H117ZM129 206V205H128ZM132 206V205H130ZM143 206V205H142ZM178 205L176 204V206H174L175 208H173V212H174V209L177 211L179 209H177ZM187 206V205H186ZM257 206V205H256ZM89 207V206H88ZM108 207V206H106ZM116 207V206H115ZM124 207V206H123ZM127 207V206H126ZM144 207V206H143ZM155 207L158 209L156 210L157 212H153L155 210ZM177 207V208H176ZM209 207V206H207ZM206 207V208H207ZM111 208V207H110ZM137 208V207H136ZM148 208V207H147ZM182 208V209H181ZM183 208H186V207H180V211H183ZM189 209V207H187ZM196 208V207H194ZM198 208V206H197ZM199 208H202V207H199ZM205 208V207H203ZM210 208V207H209ZM27 209V207H26ZM115 209V208H114ZM113 209V210H114ZM140 209V208H139ZM192 209V207H191ZM211 209V208H210ZM24 210V209H22ZM122 210V209H121ZM124 210V209H123ZM131 210V209H129ZM142 210V209H141ZM172 210H171V214H172ZM204 210V209H203ZM202 210V211H203ZM252 210V209H251ZM110 211V210H108ZM137 211V210H135ZM140 211V210H138ZM137 211V212H138ZM175 213H178V215L180 216V213L177 211ZM206 211V210H205ZM255 212V210H253ZM134 212V211H132ZM131 212V213H132ZM168 212V213H169ZM186 212V213H185ZM184 214L185 216H188L186 215L187 214V211H185ZM204 212V211H203ZM208 212V210H207ZM206 212V213H207ZM15 213V212H14ZM88 213H91V212H88ZM120 213V212H119ZM136 213V212H135ZM142 213V212H141ZM139 213V214H141ZM150 213H152L150 216H148ZM183 213V212H182ZM20 214V213H19ZM75 214V213H74ZM73 214V215H74ZM102 214V213H101ZM117 214V213H116ZM174 214V213H173ZM172 216L174 217V215L177 217V214H174ZM184 214H182L184 216ZM190 214V213H189ZM205 214V213H204ZM203 214V215H204ZM253 214V213H252ZM23 215V213H22ZM29 215V214H28ZM72 215V216H73ZM94 215V214H93ZM103 215V214H102ZM120 215V214H119ZM118 215V216H119ZM137 215V214H136ZM170 215V214H169ZM181 215V216H182ZM207 215V214H206ZM254 215V214H253ZM58 216V215H57ZM178 216V217H179ZM180 216V217H181ZM201 216V215H200ZM98 217V216H97ZM114 217V216H113ZM120 217V216H119ZM166 217V216H165ZM172 217V218H173ZM179 217V219H180ZM209 217V214L208 216H206V218ZM214 217V216H213ZM19 218V217H18ZM81 218V217H80ZM130 218V217H129ZM139 218V217H138ZM137 218V220H138ZM205 218V221H207V219ZM22 219V218H21ZM21 219H18V220H21ZM165 219V218H164ZM168 219V217H167ZM178 219V218H176ZM176 219H173V220H176ZM178 219V221H179ZM186 219V218H185ZM184 219V220H185ZM201 219V218H200ZM26 220V219H25ZM23 220V221H25ZM76 220V219H75ZM163 220V219H162ZM171 220V218H170ZM170 220H168V223L171 222ZM172 220V222H173ZM181 220V219H180ZM183 220V217H182V220L181 222L184 221ZM202 220V219H201ZM74 221V220H73ZM72 221V222H73ZM82 221V220H81ZM130 221V220H129ZM205 221H203L205 223ZM68 222V221H67ZM71 222V221H69ZM77 222H78V219H77ZM128 222V221H127ZM176 222V221H174ZM200 222V221H199ZM215 222V221H214ZM83 223V222H82ZM179 224V222H177ZM27 224V223H26ZM45 224V223H43ZM68 224V223H67ZM110 224V222H109ZM119 224V225H120ZM164 224V223H162ZM166 224V223H165ZM173 225V223H171ZM190 224V223H189ZM207 224V223H206ZM208 224H211L212 225V222L211 223H208ZM25 225V224H23ZM66 225V224H65ZM82 225V224H81ZM85 225V224H83ZM170 225V224H169ZM167 225L168 227L172 226V225ZM177 224H175V227H176ZM180 225V224H179ZM186 225V224H184ZM214 225V224H213ZM28 226V225H27ZM41 226V225H40ZM43 226V225H42ZM46 226V224H45ZM68 226V225H67ZM76 226V225H75ZM80 226V225H79ZM117 226V225H116ZM115 226V227H116ZM174 226V225H173ZM210 226V225H208ZM216 225L212 226L213 228H215ZM217 226V227H218ZM25 227V226H24ZM48 227V226H47ZM46 227V228H47ZM70 227H73L70 226ZM167 227V228H168ZM207 227V226H206ZM211 227V226H210ZM216 227V228H217ZM221 227V226H220ZM29 228V227H28ZM52 228V227H51ZM87 228V227H86ZM166 228V227H164ZM198 228V227H197ZM212 228V229H213ZM225 228V229H226ZM44 229V228H43ZM65 229V228H64ZM69 228H67L68 230ZM85 229V228H84ZM88 229V228H87ZM163 228H161L162 230ZM175 229V228H174ZM219 229V228H218ZM226 229V230H227ZM40 230V229H39ZM46 230V229H45ZM58 230V229H57ZM160 230V229H159ZM169 230V233H170V229ZM177 231V229H175ZM175 230L173 231L172 235H176L177 236V232H175ZM197 230V229H196ZM206 230V229H205ZM215 230V229H214ZM217 230V229H216ZM222 231H224V228L222 226L221 228ZM123 231V232H124ZM201 233L200 230H197ZM217 231H220V230H217ZM230 231V230H229ZM25 232V231H23ZM37 232V231H36ZM161 232H168L167 230H164V231H161ZM196 233V231H194ZM198 232V233H199ZM214 232V231H213ZM35 233V232H34ZM42 233V232H41ZM39 233L38 236V239L39 241H42L40 240L41 239V236L43 237V233L41 234ZM71 235H70V239L72 241V244L75 246V247H72V249H70V251L68 252L69 255L72 257L70 259L69 257V262L70 260H72V264H95L94 263V248L93 246L90 244V239L91 237H89L88 234L85 233V231L80 227V229L78 228L77 230H73L72 232H70ZM122 233V232H121ZM156 233L161 234L159 236H161L160 239H157L159 236L156 235ZM177 233V234H176ZM211 233V232H210ZM48 234V233H47ZM58 234V233H57ZM123 234V235H124ZM213 234V233H212ZM216 234V233H215ZM218 235H216L217 237H219V233H217ZM247 234V235H245ZM25 235V234H24ZM46 235V234H45ZM63 235V234H62ZM68 235V234H67ZM66 235V237H67ZM119 235V234H118ZM121 235V234H120ZM165 236H167L166 234H164ZM201 235V237H205L202 234H199ZM203 235V236H202ZM222 235V234H221ZM31 236V235H30ZM37 236V235H36ZM144 236H146L147 238L145 239ZM183 236V235H182ZM196 236V234H195ZM223 236V235H222ZM227 236V237H228ZM253 236V237H252ZM47 237V236H46ZM62 237V236H61ZM65 237V238H66ZM120 237V236H119ZM173 236L171 237H166L168 238L170 241ZM197 237V236H196ZM198 238V240L200 241V239L202 240V238ZM221 237V236H220ZM226 237V238H227ZM230 237V236H229ZM228 237V238H229ZM250 238L249 240L246 238ZM40 238V239H39ZM64 238V239H65ZM90 238V239H89ZM165 238V239H166ZM179 238V236H178ZM227 238V241H229ZM44 239V237H43ZM46 239V238H45ZM54 239V238H53ZM57 239V238H56ZM69 239V240H70ZM121 239V238H120ZM119 239V241H120ZM142 239H145L146 241L145 242H142ZM161 240L160 243H156L157 245H152L154 242H156V240ZM163 239V240H165ZM167 239V240H168ZM196 239V238H195ZM206 239V238H204ZM203 239V240H204ZM220 239V238H219ZM218 239V240H219ZM251 239H255V240H251ZM264 239V238H263ZM47 240V239H46ZM68 240V239H67ZM94 240V239H93ZM155 240L153 243L152 241ZM168 240V241H169ZM179 240V239H178ZM213 240V239H212ZM210 240V241H212ZM38 241V244H40ZM54 241V240H53ZM52 241V242H53ZM65 241V240H64ZM122 241V240H121ZM166 241V243L168 242ZM174 241V240H173ZM196 241V240H194ZM193 241V242H194ZM206 241V240H204ZM203 241L204 244H206L205 242ZM227 241H224V242H227ZM263 241V240H262ZM43 242V241H42ZM46 242V241H45ZM58 242V240H57ZM63 242V241H62ZM117 242V241H116ZM159 242V241H158ZM175 242V241H174ZM220 242V241H219ZM51 243V242H50ZM165 243V242H164ZM169 243V242H168ZM168 243L166 244L168 246ZM197 243V242H196ZM201 243V241H200ZM201 243V244H203ZM218 243V242H217ZM222 243V241H221ZM228 243V242H227ZM37 244V245H38ZM52 244V243H51ZM62 244V243H61ZM93 244V243H92ZM151 244V245H150ZM169 244H172V243H169ZM226 244V243H225ZM17 245V244H16ZM53 245V244H52ZM65 245V244H64ZM63 245V246H64ZM95 245V244H94ZM166 245H163L162 243V246L166 247ZM209 245V244H208ZM222 249H221V245L219 246L221 250H225L224 248V243L222 244ZM39 246V245H38ZM155 246V247H154ZM196 246V245H195ZM199 246V245H198ZM204 247V245H202ZM202 246H200V248H202ZM207 246V245H206ZM210 246V245H209ZM208 246V247H209ZM45 247V246H44ZM95 247V246H94ZM137 247V245H136ZM148 247V246H147ZM169 247V246H168ZM197 247V246H196ZM208 247H204L206 248L207 250L209 249ZM214 247V246H213ZM227 247V246H225ZM229 247V248H230ZM25 248V247H24ZM39 248V247H38ZM64 248L66 249V246H64ZM97 248V247H96ZM95 248V249H96ZM135 248V247H134ZM138 248V247H137ZM173 248V246H172ZM259 248V247H258ZM264 248V247H263ZM262 248V249H263ZM63 249V248H62ZM64 249V250H65ZM68 249V248H67ZM145 249V248H144ZM167 249V248H166ZM169 249V248H168ZM199 249V248H198ZM203 249V248H202ZM205 249V250H206ZM138 250V249H137ZM141 250H138V251H141ZM149 250V251H150ZM205 251V252H208V251ZM47 251V250H46ZM144 251V250H143ZM164 251L163 249L158 252H162ZM200 251V250H198ZM220 251V250H219ZM48 252V251H47ZM50 252V251H49ZM146 252V249L145 251ZM201 252V251H200ZM218 252V251H217ZM222 252V251H221ZM238 252V251H237ZM39 253V252H38ZM46 253V252H45ZM68 253H66V255H64V263L66 264L67 263V260H68ZM99 253V251H98ZM149 253V252H148ZM164 253V252H163ZM163 253L161 254L162 257H164ZM166 253V252H165ZM201 253H204V252H201ZM48 255V253H46ZM53 254H55L53 252ZM61 254V253H60ZM64 254V253H63ZM144 254V253H143ZM142 254V255H143ZM150 254H154L153 253H150ZM177 254V252H175V255ZM207 254V253H206ZM221 254V253H220ZM223 254V252H222ZM240 254V253H239ZM40 255V254H39ZM56 255V254H55ZM53 255V256H55ZM131 255L134 256V258H132L131 260H127L128 257H130ZM155 255V254H154ZM174 255V256H175ZM178 255V254H177ZM209 255V254H207ZM206 255V256H207ZM148 256V255H147ZM150 256V255H149ZM153 256V255H151ZM150 256V257H151ZM158 256V257H157ZM155 257V259L161 257L160 255H157ZM173 256V255H172ZM173 256V257H174ZM179 256V255H178ZM202 256V255H201ZM200 256V257H201ZM224 256V254H223ZM56 257V256H55ZM62 257V258H63ZM132 257V256H131ZM171 257V256H170ZM204 257V256H203ZM202 257V259H203ZM213 257V255H212ZM225 257V258H226ZM232 257V256H230ZM42 258V257H41ZM58 258V257H57ZM166 258V257H165ZM180 257H178L179 259ZM221 258H223L221 256ZM39 259V258H38ZM54 259V258H53ZM98 259V257H97ZM147 259V258H146ZM153 259V257H152ZM161 260L163 258H160ZM173 261H177L175 258H172ZM175 259V260H174ZM227 259V258H226ZM233 259V258H232ZM37 260V259H35ZM52 260V259H51ZM102 260V259H101ZM159 260V259H158ZM157 260V263H159ZM182 260V259H180ZM212 260V259H211ZM26 261V260H24ZM41 261V260H40ZM147 261V260H146ZM149 261V259H148ZM147 261V262H148ZM153 261V262H152ZM179 261V260H178ZM202 261V260H201ZM224 261V260H223ZM38 262V260H37ZM46 262V261H45ZM63 262V261H62ZM98 262V261H97ZM101 262V261H100ZM150 263H146V264H151L154 263V260H151L149 261ZM180 262V261H179ZM208 262V261H207ZM212 262V261H211ZM25 263V262H24ZM39 263V262H38ZM49 263V262H47ZM145 263V262H144ZM181 263V262H180ZM187 263V262H186ZM37 264V263H36ZM60 264V263H59ZM63 264V263H62ZM70 264V263H69ZM98 264H100L98 262ZM155 264V263H154ZM183 264V263H181ZM185 264V263H184ZM204 264V263H203Z\"/></svg>","mask_w":264,"mask_h":264}]
</instances>
